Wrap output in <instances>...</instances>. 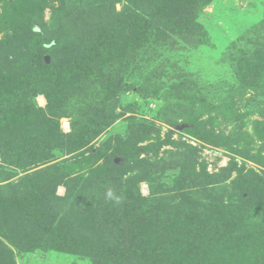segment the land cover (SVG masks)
<instances>
[{
  "label": "rangeland",
  "instance_id": "1",
  "mask_svg": "<svg viewBox=\"0 0 264 264\" xmlns=\"http://www.w3.org/2000/svg\"><path fill=\"white\" fill-rule=\"evenodd\" d=\"M133 1L0 0V43L14 38L20 40L18 45L25 44L35 34L53 38L51 48L60 47L51 82L38 79L28 87L0 91V120L14 126L21 108L30 102L47 110L48 95L57 111L49 118L51 124L52 118L58 119L62 134L69 135V152L74 153L51 149L54 158L36 170L68 162L70 179L87 185L101 183L98 179L116 184L117 177H104L112 171L119 175V184L125 182L129 198L138 194L154 198L146 208H159L164 216L169 213L173 224L178 221L181 227L190 210H203L206 195L234 188L237 172L264 177V0L207 1L196 21L203 42L197 56L187 59L182 52L175 57L171 51L166 55L160 51V32L168 44L181 39L178 32L164 35L170 28L166 23L137 27V22L147 20L141 12L147 5ZM178 4L188 7L196 0ZM153 14L148 15L154 19ZM13 55L3 64L0 59V70L8 71L17 53ZM21 57L17 66L40 67L35 57ZM31 59L33 66L26 61ZM52 60L43 58L45 65ZM171 63L194 75L190 83L173 87L164 82L162 75ZM170 86L175 89L170 91ZM6 87L11 89L12 84ZM35 133L30 139L38 141L41 134ZM224 169L229 171L221 173ZM148 179L154 180L156 196L151 197ZM200 183L208 185L204 192L196 187ZM65 192L59 186L56 195L64 197ZM259 202L254 203L253 215L264 226V198ZM133 211L129 204L126 214ZM3 235L0 230V242L6 245ZM13 250V262L5 254L4 264H93L92 255L82 252L81 246L74 255ZM255 264H264V256Z\"/></svg>",
  "mask_w": 264,
  "mask_h": 264
},
{
  "label": "trees",
  "instance_id": "2",
  "mask_svg": "<svg viewBox=\"0 0 264 264\" xmlns=\"http://www.w3.org/2000/svg\"><path fill=\"white\" fill-rule=\"evenodd\" d=\"M179 1L135 0L133 4L147 5L141 9L142 17L147 20H143L145 24L137 22V27L160 26L161 22L170 26L168 29L163 26L164 35L169 31L179 33L178 43L168 44L166 36L160 32V51L165 50V55L171 51L175 57L182 52L183 59H187L199 52L204 35L196 22L197 17L206 2L212 0H196L195 5L188 7L180 6ZM152 11L156 15L154 19L148 15ZM52 39L34 34L25 44L18 45L20 40L14 38L0 43L1 54L6 52L2 58L0 54L2 64L8 57L12 61L13 54L17 53L8 71L0 70V87L12 84L11 89L0 88L1 92L28 87L38 79L52 81L55 70L52 63L60 52L59 46L50 47ZM9 51L15 53L8 54ZM21 55L35 57L40 67H36L32 59L26 61L30 66L35 65L33 70L17 66L15 63L22 59ZM45 56L53 58L49 65L43 62ZM13 65L16 67L12 68ZM162 76L164 82L166 79L171 86L179 87L190 83L194 75L180 72V67L172 64L169 72ZM171 86L170 91H173L175 88ZM155 87L160 88L157 84ZM45 96L47 110H40L30 102L28 107L21 108L14 126L0 120V183L5 184L0 187V230H3L5 237H2L6 242V245L0 242V264H4L5 254L13 262V249L24 253L42 250L74 255L79 253L80 246L82 252L92 255L93 264H255L262 260L264 226L262 220L253 215V210L264 198L263 176L252 171L237 172L234 188L222 195H206L207 204L203 210L197 213L190 210L185 215L184 225L179 227L178 221L173 224L169 213L164 216L159 208H146L147 202L156 201L154 198L143 199L139 194L134 201L129 198L125 182L119 184V175L112 171L104 173V177H117L116 184H103L104 180L98 179L96 182H102L87 185L70 179L68 162L36 170L54 158L51 149L62 151L67 148L64 155L74 153L69 152V135L62 134L58 119L52 118L54 125L51 124L49 118L56 116L57 111L54 102ZM35 132L41 134L38 141L30 139L33 134L38 135ZM38 145L41 146L37 148ZM35 152L41 153L33 157ZM111 167L114 169L113 163ZM227 169L221 173L229 171ZM150 175L156 176V173ZM17 177V181H12ZM146 182L151 187L152 197L156 194L154 190L152 193L154 180ZM103 185L105 188L99 187ZM59 186L66 190L64 197L56 195ZM196 187L204 192L208 185L200 183ZM101 192H106L107 196H102ZM184 201L188 202L187 199ZM189 203V207L193 205L192 200ZM129 204L134 211L126 214ZM63 208L67 209L63 211ZM227 257L233 262L226 260Z\"/></svg>",
  "mask_w": 264,
  "mask_h": 264
}]
</instances>
